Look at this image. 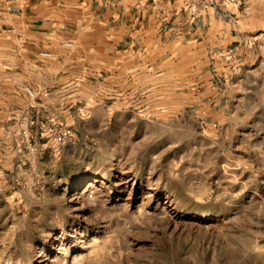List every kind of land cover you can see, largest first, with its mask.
I'll return each instance as SVG.
<instances>
[{
	"label": "rangeland",
	"instance_id": "374dc122",
	"mask_svg": "<svg viewBox=\"0 0 264 264\" xmlns=\"http://www.w3.org/2000/svg\"><path fill=\"white\" fill-rule=\"evenodd\" d=\"M40 6L0 15V264H264V0Z\"/></svg>",
	"mask_w": 264,
	"mask_h": 264
},
{
	"label": "crops",
	"instance_id": "0c3cea01",
	"mask_svg": "<svg viewBox=\"0 0 264 264\" xmlns=\"http://www.w3.org/2000/svg\"><path fill=\"white\" fill-rule=\"evenodd\" d=\"M50 0H0V15L7 13V8L10 7L11 9H16V7H20L22 10H28L31 9V15H36L39 12H35V10H40L42 6L45 5ZM51 1H57V0H51ZM85 2L88 0H84ZM91 1H97V0H89ZM118 1V0H117Z\"/></svg>",
	"mask_w": 264,
	"mask_h": 264
},
{
	"label": "built area",
	"instance_id": "2783aa9c",
	"mask_svg": "<svg viewBox=\"0 0 264 264\" xmlns=\"http://www.w3.org/2000/svg\"><path fill=\"white\" fill-rule=\"evenodd\" d=\"M42 54H43V55H48L47 52H43ZM25 91H26L30 96H34V95H35V92H34L33 88L30 87V86H27V87L25 88ZM67 135H68V132H64L63 134H59V135H58V140L63 141V140L67 137Z\"/></svg>",
	"mask_w": 264,
	"mask_h": 264
}]
</instances>
